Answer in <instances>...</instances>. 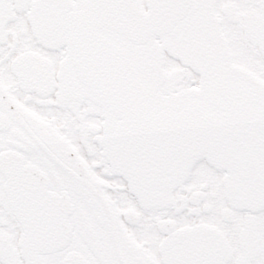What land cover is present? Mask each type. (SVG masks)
Instances as JSON below:
<instances>
[{"label":"snow or ice","instance_id":"6c2138e0","mask_svg":"<svg viewBox=\"0 0 264 264\" xmlns=\"http://www.w3.org/2000/svg\"><path fill=\"white\" fill-rule=\"evenodd\" d=\"M0 264H264V0H0Z\"/></svg>","mask_w":264,"mask_h":264}]
</instances>
